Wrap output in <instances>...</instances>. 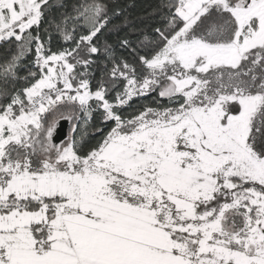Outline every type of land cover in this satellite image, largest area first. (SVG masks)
<instances>
[{
  "label": "snow or ice",
  "instance_id": "6c2138e0",
  "mask_svg": "<svg viewBox=\"0 0 264 264\" xmlns=\"http://www.w3.org/2000/svg\"><path fill=\"white\" fill-rule=\"evenodd\" d=\"M113 9L0 0V264H264V0Z\"/></svg>",
  "mask_w": 264,
  "mask_h": 264
},
{
  "label": "trees",
  "instance_id": "16d2710c",
  "mask_svg": "<svg viewBox=\"0 0 264 264\" xmlns=\"http://www.w3.org/2000/svg\"><path fill=\"white\" fill-rule=\"evenodd\" d=\"M67 2L71 5L72 3H76L77 0H67ZM108 2L114 5V11H119V15L114 17L113 23L121 25L122 31L119 33L120 36L125 35V33L132 32L133 29H147L150 31L151 27L155 26V22L160 19L158 9L160 7L161 0H108ZM129 39L135 42L136 34L133 33L130 35ZM115 41L116 35H109L108 42L115 43ZM139 54H143V52L141 51ZM116 55L126 58L130 62H133L137 57V54L134 53L131 48H120L119 46H117ZM101 67H103L102 64ZM20 74L24 75L25 73L22 70ZM94 76L96 79L93 80V87H95L96 80H98L101 76L99 69L94 71ZM112 95L114 97L115 93ZM153 96H155V93L146 97H134L131 101H129L130 106H126L124 108V112L126 114L132 113L144 105H151L153 102Z\"/></svg>",
  "mask_w": 264,
  "mask_h": 264
}]
</instances>
